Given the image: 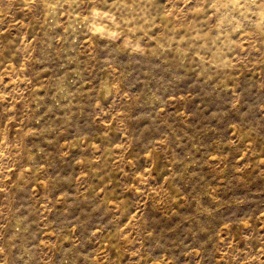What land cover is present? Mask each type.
I'll use <instances>...</instances> for the list:
<instances>
[{
	"label": "rangeland",
	"instance_id": "1",
	"mask_svg": "<svg viewBox=\"0 0 264 264\" xmlns=\"http://www.w3.org/2000/svg\"><path fill=\"white\" fill-rule=\"evenodd\" d=\"M0 264H264V0H0Z\"/></svg>",
	"mask_w": 264,
	"mask_h": 264
}]
</instances>
